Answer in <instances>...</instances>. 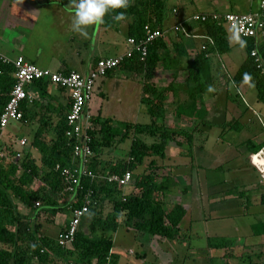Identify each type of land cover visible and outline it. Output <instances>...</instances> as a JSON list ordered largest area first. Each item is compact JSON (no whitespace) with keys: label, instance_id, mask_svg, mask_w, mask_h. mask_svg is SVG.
Segmentation results:
<instances>
[{"label":"trees","instance_id":"obj_1","mask_svg":"<svg viewBox=\"0 0 264 264\" xmlns=\"http://www.w3.org/2000/svg\"><path fill=\"white\" fill-rule=\"evenodd\" d=\"M64 1L60 0L59 3L63 4ZM168 2L128 0L126 9L110 12L99 25L104 28L114 27L117 12H123L121 19L129 20L126 36L139 40L143 38L146 26L152 30L164 31L166 21L173 15V9L176 7L170 6ZM199 25L212 39V44L207 40L202 41L206 44V49L199 48L192 58H189L190 54L186 53V48L181 42H175V47L170 49L162 40L163 36H160L147 46V55L143 60H139L138 54L134 53L131 58H126L118 65L119 69H128L133 74L140 75V102L146 107L150 121L118 124L109 117L91 115L86 130L91 155L89 161L85 162V169L93 177L86 173L79 174L72 189H66L67 184L60 170L79 163L72 155L73 139L66 135V116L53 128L50 138L44 133L47 125L40 124L37 128L31 146L39 153L38 156L33 157V153L25 150L19 157L10 161L0 159V264H64L71 259L77 264H91L92 261L101 264L107 257L108 264H118L116 254L112 251L113 241L109 232L114 231L120 224L139 234L181 240L180 223L186 210L178 202L166 205L162 200L161 194L176 182L170 175L158 173L157 169L161 166L155 159L166 157L169 143L180 146L178 139H183L188 146L183 155L191 156L192 138L197 124L183 129L167 123V98L169 94L177 97L171 103H176L172 109L175 119L199 116L201 109L198 106L202 105L205 94L209 87H213L214 82L210 63V58L214 55L209 54H223L231 48L223 25H216L213 21ZM242 39L247 41L246 54L232 76V81L235 84L242 81L252 83L257 90V98L262 100L264 75L250 52L256 49L264 62V38ZM182 56L188 57L182 67L186 72L183 80V99L179 96L182 89L175 84ZM157 69H174L175 75L168 84L157 86L154 81ZM14 70L12 64L0 61V115L15 81ZM21 105L23 106L24 102ZM202 114L201 117H204L205 114ZM23 118L24 112L22 120ZM126 138L131 141L124 158H101L104 149H115ZM259 148L260 146L253 147L252 152H257ZM56 166L59 169L56 170ZM127 170L131 172V180L126 185L125 192V186L117 187L115 183L106 182L101 178L109 174L122 175ZM34 182H37V185L32 187ZM85 195H89L91 204L79 222L70 244L61 246L58 244V237L40 233L39 224L36 222L39 216L44 214L50 218L57 212L70 210V207L79 205ZM260 203L264 205V191L260 195ZM104 204L111 207L106 214L103 212ZM18 205L29 213H21ZM68 220L61 225L59 234L66 228ZM260 228V233L264 234V223L260 224ZM205 246L208 250H221V257L225 260L237 257V264H254L255 255L241 248L237 256L233 253V241L228 238L207 237ZM206 255L209 264H216V259H220L210 253ZM222 263L230 264L223 261Z\"/></svg>","mask_w":264,"mask_h":264},{"label":"crops","instance_id":"obj_2","mask_svg":"<svg viewBox=\"0 0 264 264\" xmlns=\"http://www.w3.org/2000/svg\"><path fill=\"white\" fill-rule=\"evenodd\" d=\"M59 1L0 0V54L11 60L22 56L25 60L51 71H75L85 76L95 59L116 56L127 49L128 18L117 20L112 28H104L99 24L90 26L87 29V38H84L71 30L73 3L70 2L68 6L66 0L63 4ZM168 1L170 6H176L179 14L167 19L162 40L170 49L175 47V42H181L186 48V53L190 54L189 58L198 51L204 39L185 37L173 28L177 21L193 11L248 12L257 10L259 5V0H209L211 7L202 3L204 6L200 4L202 7L197 8L193 5L195 0ZM184 25L193 35H206L199 24L185 22ZM226 38L230 47H233L235 44L229 42L227 31ZM244 49L246 54V46ZM209 55H214L211 56L210 63L215 90L207 91L202 105L198 106L205 114L204 117H201L203 114L200 110L199 116L169 121V124L178 125L183 129L197 124L192 138L191 156L183 155L188 146L183 139H178L180 146L169 143L166 157L155 159L161 166L157 169L158 173L170 175L176 182L161 194V198L166 205L178 202L186 210L180 223L181 240L175 242L186 245L187 249H200L204 255L210 253L218 256L223 262L231 264L232 258L223 259L221 250H208L205 246L207 237H225L233 241L234 254L237 255L243 248L244 251L255 255L254 264H264V234L260 233V224L264 223V205L260 203V195L264 191V177L251 162V155L260 151L264 155V103L257 98L256 88V91L252 90V83L242 81L235 84L232 81V76L245 57L239 64H232L230 72L229 64L226 66L220 59L221 54L213 52ZM187 58L181 57V66L177 69L175 81L182 89L179 94L182 99L185 93L183 80L186 75L182 67ZM121 70L124 69L111 70L99 78L101 85L107 84V90L102 93L113 96V86L119 88L118 93L122 95L132 90L134 84L130 83V80L134 74L125 69V72L130 73L125 78L120 75ZM174 75V69H157L154 80L157 86L166 85ZM110 78L111 81L106 82ZM159 81L161 83H158ZM96 87L94 86V90ZM26 92L28 98L20 108L24 112L23 120L11 121L2 133V137L4 133L8 135L6 141L2 139L5 146L4 161L15 159V152L22 153L25 150L33 153V157L38 156L39 153L31 146L37 128L40 124L47 125L44 133L50 138L53 128L62 122L69 110V92L48 81L32 83L26 87ZM248 93H251L254 99L251 104L244 99V94ZM176 99V96L169 94L167 102L172 103ZM240 99L242 101H238ZM121 100L119 107L128 109ZM175 104L173 102V105ZM86 112L91 116L89 105ZM217 130L219 133H216ZM22 131L27 132V136L17 138V132ZM20 139H25L26 143L18 149L13 144ZM255 146L260 148L253 153ZM36 185L37 182H34L32 187ZM126 188L127 186L123 189ZM234 190L238 191L237 195L231 193ZM245 191H248V199H245L243 194ZM18 210L24 214L29 213L28 210L22 209L21 205H18ZM55 215L50 216L48 222H54ZM41 217L46 219L44 214L37 219ZM237 227L244 229L243 236H238ZM40 233L45 234L43 228ZM240 238L243 239L242 243H237L236 240ZM147 240V246L153 248L162 264H173L175 260L169 252L170 249L163 248L162 238L148 235Z\"/></svg>","mask_w":264,"mask_h":264},{"label":"built area","instance_id":"obj_3","mask_svg":"<svg viewBox=\"0 0 264 264\" xmlns=\"http://www.w3.org/2000/svg\"><path fill=\"white\" fill-rule=\"evenodd\" d=\"M179 11L173 9V15L177 16ZM206 21H213L216 25H228L229 27L239 30L241 38H264V0H259L258 9L248 12H232V11H194L188 14L184 19L177 21L173 28L179 31L185 37H200L204 41L212 44V39L207 35H193L185 27L184 23L200 24ZM160 36H164V31L158 29H150L145 27L143 38L137 40L133 37H127V49L119 55L112 57H104L97 59L88 74L80 75L75 71L55 72L47 68L39 67L18 56L11 60L0 54V61L5 64H12L14 70V84L9 93L8 100L0 115V159L5 156V146L2 141V133L11 121H21L22 111L21 103L28 98L26 87L38 80L48 81L58 87L66 89L69 92V110L66 115L67 130L66 135L73 139V158L79 160L74 167L61 168L60 174L63 176L67 190H71L76 184L79 174H88L85 169V162L89 161L91 150L89 146V137L86 133L89 127L90 115L86 112V107L93 93L96 81L104 77L109 71L114 70L126 58H131L134 53L138 54L139 60H143L147 55V46ZM201 50L206 49V44L202 42L199 46ZM264 53V49H263ZM250 55L254 57L257 67L264 75V62L258 55L256 49H252ZM20 146H24L25 139L17 141ZM261 152V151H260ZM257 152L251 155V162L258 170L260 175L264 177V155ZM20 152L15 153V157H19ZM256 158L257 161L254 160ZM261 162H259V160ZM59 169L56 166V170ZM106 182L115 183L117 187H124L131 180V172L125 171L122 175L109 174L102 176ZM94 203V202H93ZM91 204L89 195H85L82 202L77 206L70 207L71 217L68 220L66 228L58 236V244L61 246L70 244L73 239L79 222L87 212ZM64 264H77L76 261H68ZM91 264H96L92 261ZM101 264H108V257Z\"/></svg>","mask_w":264,"mask_h":264},{"label":"rangeland","instance_id":"obj_4","mask_svg":"<svg viewBox=\"0 0 264 264\" xmlns=\"http://www.w3.org/2000/svg\"><path fill=\"white\" fill-rule=\"evenodd\" d=\"M71 0H66V4L69 6ZM207 5L208 7H211L212 4H210L209 0H198L194 1V6L197 8H200L204 6L203 4ZM170 5V2H168ZM202 4V6H200ZM199 10V9H198ZM237 12H243V11H237ZM225 30L227 31L228 39L231 31V27L228 25H224ZM165 32V31H164ZM96 34V33H95ZM241 38V37H240ZM242 39V38H241ZM235 44V43H231ZM214 57V56H212ZM245 57V49L240 48L238 44H235L233 47H231L230 52L223 53L220 56V59L224 61V64L227 66L232 72V64H239L242 59ZM213 60H216L215 58H212ZM214 63V62H213ZM117 69V68H115ZM118 71V70H117ZM126 70H121L120 75L125 76L130 75V73L125 72ZM135 75V74H134ZM133 75V79L130 80V83L134 84L132 85V90H130L128 93H125L122 95L121 93H118V89L116 87H112L113 96L107 95V93H102L107 90V84L104 83L101 85L100 79L96 81V85H99L96 87L94 92L92 93V96L90 97V100L88 102L89 105V112L100 114L102 117H109L113 119L115 122H118V124H121L123 122H133V123H148L150 121L149 115L145 111L144 104L140 103V96H141V77L140 75ZM160 78V76H159ZM110 79H104L106 82L111 81ZM155 81V80H154ZM134 82V83H133ZM166 82V81H163ZM158 83H161L159 81ZM162 86V85H161ZM232 92V87L229 88ZM215 90L214 87H212L213 92ZM252 90H255V87L252 86ZM253 94V93H252ZM122 99V100H121ZM244 99L251 104V102L254 101L253 96L251 93L244 94ZM122 101V104L127 105L128 109H122L119 106L120 102ZM238 101H242L241 99ZM262 102L264 103V99H262ZM172 109L173 104L167 102L166 103V117L165 121L169 123V121L175 119L172 116ZM100 111V113H98ZM91 114V115H92ZM173 125V124H172ZM7 131V130H6ZM19 132H17L18 134ZM216 133H219V130H217ZM17 138H19L22 135L27 136V132H20ZM8 135L6 133L3 134L2 139L7 140ZM130 138H126L124 142L119 144L115 149L114 148H106L101 153V158L104 159H120L124 158L125 154L129 148L130 145ZM16 148L21 149L23 146H20L17 142L13 144ZM170 150V148H169ZM127 190L126 189H123ZM234 195H237L236 190L233 191ZM245 195V199H248L247 194L248 191H245L243 193ZM22 209H24L22 207ZM25 210V209H24ZM111 210V207L108 206V204L103 205V212L106 214ZM69 214V215H68ZM71 212L70 210H66L63 212H59L55 215L54 222L51 220L48 222V217L44 220L42 217L41 219H37L36 222L39 224V229L43 232L53 238L58 237L59 230H60V224H63L64 219H70ZM239 231V232H238ZM244 229L241 227H237L238 236H243L245 234ZM109 235L112 238L113 246L112 251L116 254L117 257V263L118 264H162V260L160 257L156 256V254L153 251V248H151L149 245L147 246L148 240L147 234H139L135 231L129 229L128 227L124 226L123 224H120L114 231L109 232ZM147 235V236H145ZM151 236V235H150ZM163 239V248L164 249H170V253L172 254L175 261H173V264H209L207 255H204L200 249H187L186 245L175 242L174 240L168 239V238H162ZM235 241V240H234ZM243 239H237L236 242L242 243ZM234 242V243H236ZM239 254V251L238 253ZM239 256V255H237ZM237 258V257H236ZM236 258H232L231 262L232 264H237L238 261ZM216 264H224L220 259H216Z\"/></svg>","mask_w":264,"mask_h":264},{"label":"clouds","instance_id":"obj_5","mask_svg":"<svg viewBox=\"0 0 264 264\" xmlns=\"http://www.w3.org/2000/svg\"><path fill=\"white\" fill-rule=\"evenodd\" d=\"M71 2L73 3L71 30L84 38H87V29L103 23L107 14L128 7V0H71ZM122 17L123 12H117L116 19ZM229 42L238 44L240 48L246 46V41L240 38L239 30L236 28L231 29ZM209 91H212L211 87Z\"/></svg>","mask_w":264,"mask_h":264},{"label":"bare ground","instance_id":"obj_6","mask_svg":"<svg viewBox=\"0 0 264 264\" xmlns=\"http://www.w3.org/2000/svg\"><path fill=\"white\" fill-rule=\"evenodd\" d=\"M256 158H257V157L254 158L255 161H257ZM258 160H259V159H258ZM259 162H261V161L259 160Z\"/></svg>","mask_w":264,"mask_h":264}]
</instances>
